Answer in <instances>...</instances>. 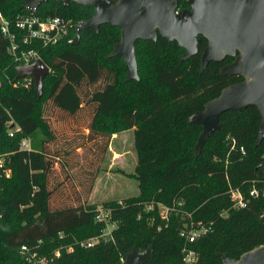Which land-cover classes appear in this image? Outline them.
<instances>
[{"label": "trees", "instance_id": "16d2710c", "mask_svg": "<svg viewBox=\"0 0 264 264\" xmlns=\"http://www.w3.org/2000/svg\"><path fill=\"white\" fill-rule=\"evenodd\" d=\"M24 1L0 0V12L10 22L32 13L22 7ZM178 2L179 9L190 8L187 0ZM94 11V7L51 0L35 12L43 17L60 15L70 23L68 37L46 46L34 45L51 68L41 96L34 79L17 78L18 64L8 51L10 43L0 23V155L4 168L11 170L9 176L0 171V264H30L21 246L39 241L40 253L50 258L48 264H117L133 248H152L145 264H185L180 234L187 222L185 211L196 221L212 225L208 234L191 244L198 253L197 264H223L220 253L238 259L264 244L260 220L264 196L249 197L253 184L261 187L264 179V140L256 146L262 121L258 107L223 113V129L207 140L199 155L195 146L203 127L189 122L191 115L203 110L225 87L244 80L242 75L221 73L234 57L213 60L201 72V55L208 43L205 37H201L199 52L182 61L185 49L159 35L157 40L137 41L139 79L126 81L124 58L110 56L121 39L120 27L102 24L99 31L84 29L80 41L71 44L79 21L91 18ZM140 43H146L151 57L146 72L140 67ZM68 57L109 77L110 97L96 105L88 125L90 132L106 137L102 159L112 135L128 129H134L138 155L135 172L128 176L138 181L139 194L103 204L111 210L116 227L110 240L90 248L75 241L99 235L107 227L106 222L96 220L99 205L86 204L99 165L90 163L96 167L88 173L90 185L79 204L54 206L53 200L64 184L56 179L52 185L55 170L71 149L58 148L60 141L46 113L50 104H59L57 90L65 82ZM228 134L245 146L246 154L231 151ZM24 140L30 148L22 147ZM230 185L249 197L245 208H232ZM151 201L155 208L149 209ZM179 202H183L181 207ZM157 203L177 204V210L165 221ZM57 249L61 254L51 256Z\"/></svg>", "mask_w": 264, "mask_h": 264}, {"label": "water", "instance_id": "95a60500", "mask_svg": "<svg viewBox=\"0 0 264 264\" xmlns=\"http://www.w3.org/2000/svg\"><path fill=\"white\" fill-rule=\"evenodd\" d=\"M51 0H25L22 7L36 12ZM94 7L93 16L79 21L77 36L80 41L84 29L100 30L102 24L120 27L121 39L110 56L121 55L127 66L126 81L139 79L136 43L138 40H157L159 34L177 41L185 49L181 60L199 52L200 36L207 39L201 55V72L211 61H222L227 56L235 59L226 64L221 73L242 75V82L225 87L221 94L209 100L203 110L190 116L189 122L203 129L195 146L199 155L207 140L223 129L221 116L229 110L242 111L257 106L262 121L256 146L264 140V0H187L190 8H178L179 0H58ZM17 78L35 80L39 96L51 68L39 59L30 65L17 67ZM264 223V212L260 215ZM152 248H137L127 253L117 264H145L152 256ZM223 264H264V244L245 252L240 258L220 253Z\"/></svg>", "mask_w": 264, "mask_h": 264}, {"label": "rangeland", "instance_id": "374dc122", "mask_svg": "<svg viewBox=\"0 0 264 264\" xmlns=\"http://www.w3.org/2000/svg\"><path fill=\"white\" fill-rule=\"evenodd\" d=\"M139 48L140 67L142 71L144 68V72H146L149 69L151 57L146 43H140ZM64 67L66 70L65 82L57 90L59 104H50L46 113L47 119L58 136V141H60L58 148L71 149L70 154H64L60 158L59 167L56 168V174L54 173L52 179L53 186L56 185V179L64 181L61 191L56 192L53 196L54 206L79 204L78 202L82 200L79 199L80 196L90 185L91 174L88 173H93L92 169L96 167V164L99 165V170L91 194L86 199V204L97 201L99 209L104 207L105 202L136 196L139 192L138 181L128 176L135 172L137 165V161L134 162L135 147L131 134L133 130L124 131L127 133L117 139L111 137L110 147H107L102 159L101 153L106 137L101 133L90 132L88 128L96 105L110 97L109 77L95 69L86 67L73 57L65 59ZM115 152L118 154L115 155ZM114 157L118 159L115 160ZM91 162L96 164L91 165ZM63 163L64 167L61 166ZM122 167L124 168L123 172H121ZM149 203H147L148 207L155 208L154 201ZM158 210L162 219L168 221L171 214L164 217L163 209L159 207ZM106 222V230H113L116 227L111 219ZM88 238L76 239L75 243Z\"/></svg>", "mask_w": 264, "mask_h": 264}, {"label": "built area", "instance_id": "2783aa9c", "mask_svg": "<svg viewBox=\"0 0 264 264\" xmlns=\"http://www.w3.org/2000/svg\"><path fill=\"white\" fill-rule=\"evenodd\" d=\"M1 31L9 40V53L13 56L18 66L30 65L37 60L41 59L39 50L34 46L36 44L50 45L59 42L60 40L70 35V23L64 17L60 15L43 17L35 14L32 11L30 14H22L14 21L10 22L0 12ZM33 79L31 77H27ZM1 86V80H0ZM231 151H236L241 154H246V148L244 145H239L236 137L232 134L226 136ZM24 149L30 148V142L24 140L22 142ZM4 158L0 155V171H4L8 176L11 170L4 168ZM264 174V170H263ZM264 177V175H263ZM229 194L232 200V208L234 210H241L247 206L249 197L264 196V179L261 187L255 183L249 190V197L247 198L243 191L239 188L229 186ZM158 208H162L164 211V217H168V214L177 210V204L173 206H167L162 203H157ZM183 202H179L178 206H182ZM152 207H149V209ZM187 222L184 224V228L181 230V236L184 238V245L182 247L183 261L185 264H197L198 253L192 247L194 243L200 237L208 234L212 230V225L205 223L202 220L196 221L193 215L189 211H185ZM111 219V210L108 208H99L96 220L98 222H106ZM107 223V222H106ZM116 224V222H113ZM112 238V230H104L103 233L90 237L88 239L77 242L80 246L90 248L94 247L101 241H108ZM41 241L34 246L22 245L21 253L24 254L26 260L30 264H48L49 257L42 255L39 251ZM68 251H73V246L68 248ZM61 254L60 249L55 253L56 256Z\"/></svg>", "mask_w": 264, "mask_h": 264}, {"label": "crops", "instance_id": "0c3cea01", "mask_svg": "<svg viewBox=\"0 0 264 264\" xmlns=\"http://www.w3.org/2000/svg\"><path fill=\"white\" fill-rule=\"evenodd\" d=\"M128 130H130V129H128ZM132 130H133V133H131V134H132V141L134 142V147H135V132H134V129H132ZM132 130H131V131H132ZM124 131H127V130H124ZM124 131H121V132H119V133H115V134H113V135H112V139H117V138L122 137L123 134L127 133V132H124ZM110 144H111V143H110ZM110 144H109V145H110ZM109 147H110V146H109ZM117 154H118V153L115 152V155H117ZM134 154H135V157H134V158H135V159H134V162H135V161H138V155H137L136 149H135V151H134ZM114 159L117 160L118 158H115V157H114ZM122 168H123V167H122ZM123 171H124V168L121 169V172H123ZM138 189H139V187H138ZM138 194H139V192H138ZM138 194H137V195H138ZM96 203H98V202H97V201H95V202H92V201H91V202H90V204H96Z\"/></svg>", "mask_w": 264, "mask_h": 264}, {"label": "flooded vegetation", "instance_id": "af4514ba", "mask_svg": "<svg viewBox=\"0 0 264 264\" xmlns=\"http://www.w3.org/2000/svg\"><path fill=\"white\" fill-rule=\"evenodd\" d=\"M159 35H160V34H159ZM201 37H202V36H200V38H201ZM200 42H201V41H200ZM199 44H200V43H199ZM234 59H235V57H234ZM234 59H233V60H234Z\"/></svg>", "mask_w": 264, "mask_h": 264}]
</instances>
